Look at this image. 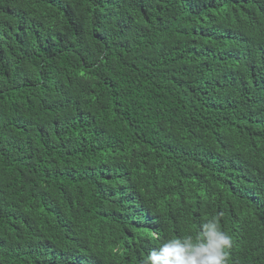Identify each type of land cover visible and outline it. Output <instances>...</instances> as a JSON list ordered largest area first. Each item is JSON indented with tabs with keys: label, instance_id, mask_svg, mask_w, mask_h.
<instances>
[{
	"label": "trees",
	"instance_id": "trees-1",
	"mask_svg": "<svg viewBox=\"0 0 264 264\" xmlns=\"http://www.w3.org/2000/svg\"><path fill=\"white\" fill-rule=\"evenodd\" d=\"M214 216L264 264V0H0V264H144Z\"/></svg>",
	"mask_w": 264,
	"mask_h": 264
},
{
	"label": "clouds",
	"instance_id": "clouds-1",
	"mask_svg": "<svg viewBox=\"0 0 264 264\" xmlns=\"http://www.w3.org/2000/svg\"><path fill=\"white\" fill-rule=\"evenodd\" d=\"M232 246V237L220 227L218 217L214 216L201 224L194 236L162 243L147 255L144 264H228Z\"/></svg>",
	"mask_w": 264,
	"mask_h": 264
}]
</instances>
